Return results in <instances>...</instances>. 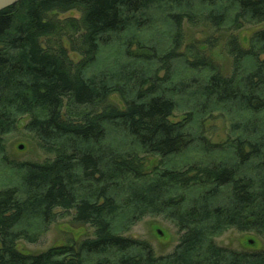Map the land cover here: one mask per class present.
<instances>
[{
  "label": "trees",
  "instance_id": "1",
  "mask_svg": "<svg viewBox=\"0 0 264 264\" xmlns=\"http://www.w3.org/2000/svg\"><path fill=\"white\" fill-rule=\"evenodd\" d=\"M71 11L79 17H60ZM185 22L229 33V74L208 52L221 38L205 40L208 50L187 44ZM262 23L264 0H21L1 10L0 264H264V250L216 241L232 228L264 235V29L247 45L236 33ZM216 113L229 123L223 142L203 133ZM23 125L44 160L10 156L8 136ZM71 210L92 236L18 248ZM147 216L175 226L172 252L127 234Z\"/></svg>",
  "mask_w": 264,
  "mask_h": 264
},
{
  "label": "rangeland",
  "instance_id": "2",
  "mask_svg": "<svg viewBox=\"0 0 264 264\" xmlns=\"http://www.w3.org/2000/svg\"><path fill=\"white\" fill-rule=\"evenodd\" d=\"M79 15V12L71 11L61 14L60 17H79ZM259 29H264V23L246 25L236 33L243 44L247 45L251 34ZM184 31L187 44L196 42L207 50L209 46L206 44L205 40L208 38L212 40L220 37L221 41L218 45L214 49L208 50V52L220 64L224 73L229 74L231 72L232 59L224 48L225 39L229 34L227 31L217 33L209 24L191 26L187 22L184 23ZM70 55L75 60L79 59V56L74 52L70 51ZM183 114L184 112L182 111H176L175 119H181ZM27 121L28 117L25 116L22 122L26 123ZM204 125L203 133L213 142H223L229 135V123L218 113L211 119L205 121ZM21 144L23 145L22 149L20 148ZM8 151L12 158L18 160L30 159L42 161L47 156L37 147L34 140L30 138V133L26 130L24 125L20 126L8 136ZM192 153L191 151L185 154L183 158L192 156ZM73 214L74 210L64 212L57 221L51 224L47 231L41 235L38 242L30 243L25 240H20L18 248L25 252L39 253L54 245H62L73 239L79 240L92 236L93 229L90 226L74 224L72 222ZM127 234L148 240L152 244L155 253L158 255L172 252L179 241L177 229L171 222L165 220L163 216H147L134 225ZM216 241L221 245L238 250L250 252L264 250V235H260L256 232H242L232 228L220 236H217Z\"/></svg>",
  "mask_w": 264,
  "mask_h": 264
},
{
  "label": "water",
  "instance_id": "3",
  "mask_svg": "<svg viewBox=\"0 0 264 264\" xmlns=\"http://www.w3.org/2000/svg\"><path fill=\"white\" fill-rule=\"evenodd\" d=\"M21 0H0V11L3 9H6L8 7H11L15 4H17L18 2H20ZM20 148H23V145H20Z\"/></svg>",
  "mask_w": 264,
  "mask_h": 264
}]
</instances>
